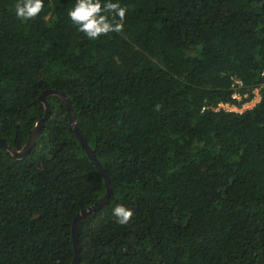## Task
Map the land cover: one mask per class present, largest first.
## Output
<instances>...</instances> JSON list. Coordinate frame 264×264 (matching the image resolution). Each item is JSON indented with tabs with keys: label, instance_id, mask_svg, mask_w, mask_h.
<instances>
[{
	"label": "trees",
	"instance_id": "obj_1",
	"mask_svg": "<svg viewBox=\"0 0 264 264\" xmlns=\"http://www.w3.org/2000/svg\"><path fill=\"white\" fill-rule=\"evenodd\" d=\"M16 2L0 0V139L19 151L45 121L23 159L0 147V264H72L73 220L107 193L48 90L113 189L81 223L78 264H264V0H112L123 31L95 40L75 0L24 22ZM255 89V107L215 110Z\"/></svg>",
	"mask_w": 264,
	"mask_h": 264
},
{
	"label": "clouds",
	"instance_id": "obj_2",
	"mask_svg": "<svg viewBox=\"0 0 264 264\" xmlns=\"http://www.w3.org/2000/svg\"><path fill=\"white\" fill-rule=\"evenodd\" d=\"M44 8V0H17L15 15L22 22L35 19ZM127 7L112 0H75V4L67 15L77 30L88 39L95 40L109 33L122 32ZM159 106H157L158 108ZM116 222L127 225L133 212L123 205L117 204L112 212Z\"/></svg>",
	"mask_w": 264,
	"mask_h": 264
},
{
	"label": "water",
	"instance_id": "obj_3",
	"mask_svg": "<svg viewBox=\"0 0 264 264\" xmlns=\"http://www.w3.org/2000/svg\"><path fill=\"white\" fill-rule=\"evenodd\" d=\"M53 95L59 96L62 99V101L64 102L65 107L68 111V115H69L70 127L76 133L78 140L80 141L81 145L85 148L86 154L91 159V161L94 163V165L98 169L99 173L101 174V176L103 177V179L105 180L106 185H107V193H106L105 197L100 202L95 203L94 205L88 207L87 209H85L82 212H80L79 214H77L73 220L72 233H73L75 258H74L72 264H78L79 263V253H80V250H79V231H80L81 223L85 219H88L91 214H94V213L102 210L103 208H105L108 205V203L110 202V198L113 196V189L111 186L110 178H109L105 168L103 167V165L99 161V159L96 157L94 151L90 148V146L88 145L83 134L79 130V125H78V121L76 119L75 113L73 111L72 102L66 96V94L59 92L57 90L45 91L41 96V100L45 104L46 114L49 112L48 99ZM44 121H45V119H41L37 123L36 127L32 131L31 136L29 137L28 143L21 150L12 151L4 139H0V147H4V148L8 149L15 158L23 159L34 147V145H35V143L39 137L40 131L44 125Z\"/></svg>",
	"mask_w": 264,
	"mask_h": 264
},
{
	"label": "built area",
	"instance_id": "obj_4",
	"mask_svg": "<svg viewBox=\"0 0 264 264\" xmlns=\"http://www.w3.org/2000/svg\"><path fill=\"white\" fill-rule=\"evenodd\" d=\"M263 75H264V73H263ZM241 87H243V83H242V81H240V80H235L234 81V84H233V88L235 89V90H238L239 88H241ZM256 90H259V89H256ZM254 95V94H253ZM260 96V95H259ZM233 98L234 99H237V100H239L240 98H241V96H240V94L236 91L235 93H234V95H233ZM260 100H261V96H260ZM260 101H258V103H259ZM257 103V104H258ZM256 104V105H257ZM255 107V106H254ZM234 109H235V105H231V104H220L215 110L216 111H219V110H224V111H228V112H238V113H243V111L242 110H240V111H234ZM251 109V108H250Z\"/></svg>",
	"mask_w": 264,
	"mask_h": 264
},
{
	"label": "rangeland",
	"instance_id": "obj_5",
	"mask_svg": "<svg viewBox=\"0 0 264 264\" xmlns=\"http://www.w3.org/2000/svg\"><path fill=\"white\" fill-rule=\"evenodd\" d=\"M253 97L247 101L246 103H244L241 107H238L235 105V109L234 111H240L242 110L243 112L250 109V108H253L257 103L258 101H260V90H254L253 91ZM245 96H241V98L239 99V102L242 101V99L244 98ZM247 97V96H246Z\"/></svg>",
	"mask_w": 264,
	"mask_h": 264
}]
</instances>
